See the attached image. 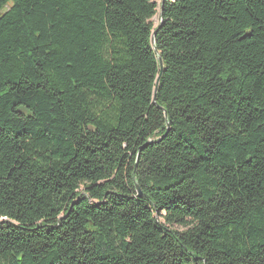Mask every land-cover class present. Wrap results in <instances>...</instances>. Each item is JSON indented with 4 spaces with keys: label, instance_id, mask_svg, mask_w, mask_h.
<instances>
[{
    "label": "trees",
    "instance_id": "1",
    "mask_svg": "<svg viewBox=\"0 0 264 264\" xmlns=\"http://www.w3.org/2000/svg\"><path fill=\"white\" fill-rule=\"evenodd\" d=\"M158 7L0 0V264H264V0Z\"/></svg>",
    "mask_w": 264,
    "mask_h": 264
},
{
    "label": "water",
    "instance_id": "2",
    "mask_svg": "<svg viewBox=\"0 0 264 264\" xmlns=\"http://www.w3.org/2000/svg\"><path fill=\"white\" fill-rule=\"evenodd\" d=\"M164 2H165V0H163L162 5H164ZM161 22H162V21H161ZM161 24H162V23H161ZM156 35H157V31H155V32L153 33V36H152V44H153V46H154V50H155V52H156L157 55H158V61H159L160 69H161V74L159 75V77H158V79H157V81H156L154 103L157 102L158 88H159V85H160V81H161L162 74H163V72H164V62H163V59H162L161 55L159 54V51H158L157 47L155 46V43H156V42H155V40H156ZM146 146H147V145H146ZM146 146H144V147H142V148L140 149V152H139V155H138L137 162L140 160L141 152L143 151V149H144ZM136 187H137V190H138V193H139L138 197H139V198L143 197V194H142V192H141L140 187H139L138 184H136Z\"/></svg>",
    "mask_w": 264,
    "mask_h": 264
},
{
    "label": "rangeland",
    "instance_id": "3",
    "mask_svg": "<svg viewBox=\"0 0 264 264\" xmlns=\"http://www.w3.org/2000/svg\"><path fill=\"white\" fill-rule=\"evenodd\" d=\"M156 3H157V5L159 6L158 7V10H159V12H160V6H161V4H162V2H163V0H154ZM9 8V6L7 7V9ZM158 12V14L153 18V22H154V24H155V26H158V24H159V22H160V13ZM162 221L164 222V219H162ZM172 227L174 228V229H177V230H180V231H183L184 229H186L185 227H182V226H180V225H172Z\"/></svg>",
    "mask_w": 264,
    "mask_h": 264
}]
</instances>
